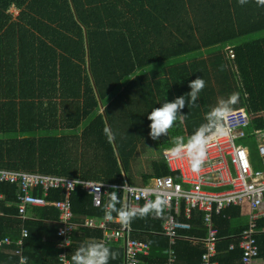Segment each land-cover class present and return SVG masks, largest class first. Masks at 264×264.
<instances>
[{
    "label": "trees",
    "instance_id": "16d2710c",
    "mask_svg": "<svg viewBox=\"0 0 264 264\" xmlns=\"http://www.w3.org/2000/svg\"><path fill=\"white\" fill-rule=\"evenodd\" d=\"M261 31L264 7L255 0L243 6L238 0H29L0 36V170L111 185L122 184L123 174L132 187L166 177L165 149L172 143L151 139L147 115L189 93L197 77L205 87L196 105H187L186 96L180 110L195 131L218 100L233 93L239 94L233 110L243 107L242 96L253 112L264 110V39L232 48L233 59L225 50ZM182 124L178 117L172 129ZM0 195V240L14 243L20 226L8 217L16 212V193L3 185ZM50 199L64 201L65 191ZM68 202L70 222L77 225L71 262L81 244L102 237L84 227L86 219L101 217L102 208H93L79 185ZM58 214L53 208L28 211L27 264L58 263ZM239 216L233 207L215 218L218 264H240L239 254L228 250L233 235L245 230L230 229V219ZM164 218L162 210L130 222L131 239L149 247L139 264L166 263L167 242L157 236ZM200 221L195 217L182 235L204 238ZM255 240L264 257V235ZM107 246L118 253L109 264H124L121 245ZM175 251L176 264H197L203 253L191 241L179 242ZM15 253L14 246L0 248V264H19Z\"/></svg>",
    "mask_w": 264,
    "mask_h": 264
},
{
    "label": "built area",
    "instance_id": "2783aa9c",
    "mask_svg": "<svg viewBox=\"0 0 264 264\" xmlns=\"http://www.w3.org/2000/svg\"><path fill=\"white\" fill-rule=\"evenodd\" d=\"M227 54L230 59L234 58L231 49L227 50ZM246 99L247 96H242L243 107L233 110L229 117L227 135L213 140L207 146L205 160L198 172L192 170L186 157L170 159L165 155L169 175L148 178L141 186H129L122 192L123 185L128 184L126 180L117 186L92 181L73 184L74 180L67 178L0 170V186L7 185L16 193L13 206L20 228L18 238L13 244L19 264L23 257V244L28 238L25 228V224L31 220L27 215L28 210L44 208H53L59 213L55 222V235L59 240L56 245L59 252L57 264H70L62 262L59 256L66 255L67 259V251L73 244L72 235L77 229V225L70 222L72 212L68 202L70 192L77 185L89 195L93 208H102L101 217L86 219L84 227L101 231L102 237L99 241L106 245L121 244L124 264H139L138 255L147 256L149 247L143 242L131 239L133 232L130 224L124 227L115 219L105 220L108 193L114 191V187L117 194L121 195L117 207H142L158 197L166 201L163 207L165 218L159 232L168 246L165 264H176L175 247L180 241L202 245L203 253L198 264H218L214 259L221 239L218 237L215 218L233 207L239 209L238 219H246L245 230L239 235L236 247L240 264H260L257 263L259 248L255 237L259 231L257 223L264 219V110L253 112ZM62 189L65 191L64 201L50 199L51 193L60 192ZM3 199L4 196L0 195V200ZM112 215L116 216L114 213ZM197 216L201 218L204 238H186L182 234L191 230ZM4 217L0 213V218ZM230 221V229H233ZM11 245L9 238L0 240V248ZM228 250L233 253L235 246L230 245Z\"/></svg>",
    "mask_w": 264,
    "mask_h": 264
},
{
    "label": "clouds",
    "instance_id": "9594fccd",
    "mask_svg": "<svg viewBox=\"0 0 264 264\" xmlns=\"http://www.w3.org/2000/svg\"><path fill=\"white\" fill-rule=\"evenodd\" d=\"M238 3L241 6H243L248 3V0H238ZM255 3L259 7H264V0H255ZM188 87L191 89L189 93H187L184 96L177 97L171 102H164L160 107L153 108L150 111V113L147 115V119L151 122L149 125L150 128L149 135L152 140H158L162 135L166 136L169 132V129H171L174 123L177 121L178 117L181 124L184 122V115L180 114V110L184 109L186 105L185 97L186 96L188 97L187 105L195 106L199 98V93L205 87V81L203 78L197 77L196 79L190 81ZM238 99H239V94L233 93L227 99L218 100L217 105L213 107L208 113H206L205 115L206 122L200 125V127L190 137L187 138V140H185L183 136L174 137L172 141V146L165 149V155L170 159H179L186 157L190 162L192 170L194 172H198L200 170L202 163L205 160L206 149L209 143L219 137L227 135L229 131L228 120L233 112L232 106L238 102ZM109 138L111 139V135H109ZM121 176L124 175L122 174ZM72 183L79 184L80 182L78 180H74ZM100 184H104V183H100ZM104 185H111V184H104ZM112 186H117V185H112ZM129 186L130 185L128 184H124L122 187V192L128 189ZM114 189H115L114 191L108 193V202L105 205L104 218L106 221H112L113 219H115L124 227H127L134 218L137 217L144 218L148 216L150 213H155L159 215L166 204V201L158 197L154 201L146 202L142 207L127 208L121 206L118 208L117 205L120 204V198L119 195L117 194V190L115 187ZM112 213H116V216L113 217ZM28 217L31 219L29 215ZM30 221H32V219ZM157 236L161 237L159 233L157 234ZM180 242H184V241H180ZM11 246H14L13 242ZM70 248L67 251V259ZM56 251L57 254H59L57 248ZM23 252H24V244L22 248V256H23ZM234 252H237V248H235ZM117 256L118 253L112 251L104 242L97 240H90L81 244L80 247L71 255L70 264H109V259L114 260L117 258ZM259 257L261 256L259 255ZM59 258L62 262H66V255H61L59 256ZM21 264H27L24 256L21 258Z\"/></svg>",
    "mask_w": 264,
    "mask_h": 264
},
{
    "label": "crops",
    "instance_id": "0c3cea01",
    "mask_svg": "<svg viewBox=\"0 0 264 264\" xmlns=\"http://www.w3.org/2000/svg\"><path fill=\"white\" fill-rule=\"evenodd\" d=\"M28 2H29V0H9L8 4H6V2H4V1H3V3L0 2V36L5 32V30L9 27L10 24L15 22L18 14L21 12V10H23V8L27 5ZM259 34L264 36V31L259 32ZM249 39H253L250 42H254V41L257 42V41L263 40L264 37L254 39V37L251 35L249 37H246L244 40L237 39V40L233 41V45H230V44L226 45L225 50L232 49V48L234 49L235 47H238L240 45H244L246 42H248ZM238 43H239V45H238ZM205 54H206V52L202 51L203 57H206ZM8 219H9V221L17 222L18 226H20V223L17 221V219L14 215L11 217H8ZM236 219H238V217L233 218V220H236ZM244 224L245 223H243V225L240 224L237 226H233V230L244 228ZM258 230H259L258 235H264V226L263 227L260 226L258 228ZM238 238H239V234L233 235V246H237ZM233 254H239V253L233 252ZM45 255L47 256L48 254L46 253ZM46 260L48 261V259H46ZM257 263H260V264L264 263V257H259V259L257 260Z\"/></svg>",
    "mask_w": 264,
    "mask_h": 264
},
{
    "label": "rangeland",
    "instance_id": "374dc122",
    "mask_svg": "<svg viewBox=\"0 0 264 264\" xmlns=\"http://www.w3.org/2000/svg\"><path fill=\"white\" fill-rule=\"evenodd\" d=\"M6 2L8 4L9 0H0L1 3ZM264 37L263 35L258 34L257 38ZM253 39H249L248 41H252ZM191 121L184 122L182 125H179L176 127V131L174 129H169V132L166 136L162 135L160 137V141L163 143L164 146H168L170 143H172L173 138L175 134H178V136H183L184 138H187L190 136L193 132H195V129L193 125L190 123Z\"/></svg>",
    "mask_w": 264,
    "mask_h": 264
},
{
    "label": "bare ground",
    "instance_id": "6f19581e",
    "mask_svg": "<svg viewBox=\"0 0 264 264\" xmlns=\"http://www.w3.org/2000/svg\"><path fill=\"white\" fill-rule=\"evenodd\" d=\"M121 179L122 180H126L124 176H121ZM245 222H246V219L240 218V219L232 220L230 225H231V227H233V226H237V225H240V224L243 225V223H245ZM143 257L144 256H142V255H138V258H143ZM66 262L70 263V261L68 259H66Z\"/></svg>",
    "mask_w": 264,
    "mask_h": 264
}]
</instances>
